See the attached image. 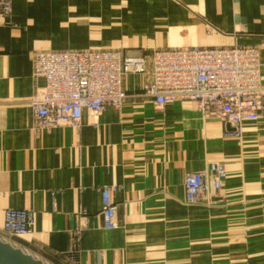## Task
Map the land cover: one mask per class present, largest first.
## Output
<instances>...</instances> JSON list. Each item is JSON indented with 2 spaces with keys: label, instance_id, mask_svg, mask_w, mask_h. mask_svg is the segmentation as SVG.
Segmentation results:
<instances>
[{
  "label": "crops",
  "instance_id": "0c3cea01",
  "mask_svg": "<svg viewBox=\"0 0 264 264\" xmlns=\"http://www.w3.org/2000/svg\"><path fill=\"white\" fill-rule=\"evenodd\" d=\"M0 9V239L45 264H264V120L241 138L192 102L157 110L149 75H128L123 107L79 127L34 130L30 52L255 47L264 87V0H9ZM225 165L228 179L186 203L190 172ZM118 227L104 229L102 187ZM8 210L33 213V232L4 230ZM78 233L75 236V233Z\"/></svg>",
  "mask_w": 264,
  "mask_h": 264
},
{
  "label": "built area",
  "instance_id": "2783aa9c",
  "mask_svg": "<svg viewBox=\"0 0 264 264\" xmlns=\"http://www.w3.org/2000/svg\"><path fill=\"white\" fill-rule=\"evenodd\" d=\"M3 16L11 2L0 0ZM34 77L45 79L31 100L34 130L78 128L85 113L98 116L107 108L121 109L128 95V75H149L144 95L157 110L176 103L192 102L208 119L219 118L232 128L227 135L241 138L245 122L264 120V87L260 50L255 47L153 50L149 56H131L118 50L30 52ZM149 61V62H148ZM223 189L228 173L224 164L190 172L185 178L186 203L196 205L208 198L209 180ZM117 186L102 187L104 229L118 227L114 195ZM35 218L27 210H8L4 230L13 237L33 232ZM78 233H75L77 236Z\"/></svg>",
  "mask_w": 264,
  "mask_h": 264
},
{
  "label": "water",
  "instance_id": "95a60500",
  "mask_svg": "<svg viewBox=\"0 0 264 264\" xmlns=\"http://www.w3.org/2000/svg\"><path fill=\"white\" fill-rule=\"evenodd\" d=\"M0 264H45L32 255L0 239Z\"/></svg>",
  "mask_w": 264,
  "mask_h": 264
}]
</instances>
